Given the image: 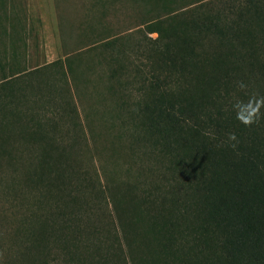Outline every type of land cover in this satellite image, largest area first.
I'll return each mask as SVG.
<instances>
[{"label": "trees", "instance_id": "obj_1", "mask_svg": "<svg viewBox=\"0 0 264 264\" xmlns=\"http://www.w3.org/2000/svg\"><path fill=\"white\" fill-rule=\"evenodd\" d=\"M131 2L142 39L106 37L32 69L15 59L11 35L5 48L14 22L3 12L0 169L26 168L18 188L35 191L38 208L63 195L51 218L30 217L29 261L45 264L42 251L58 244L65 264H264V135L223 106L236 80L264 72V0ZM89 90L98 92L108 126L118 122L108 159L123 152L149 161L137 180L72 182L81 173L63 165L62 139L64 130L85 141L93 132L78 110ZM106 197L115 223H91L84 213L79 225V209Z\"/></svg>", "mask_w": 264, "mask_h": 264}, {"label": "rangeland", "instance_id": "obj_2", "mask_svg": "<svg viewBox=\"0 0 264 264\" xmlns=\"http://www.w3.org/2000/svg\"><path fill=\"white\" fill-rule=\"evenodd\" d=\"M0 6H2L0 8V23L3 22V25H7L3 12L8 14L11 21L14 22L13 32L8 33V38L5 41L6 47L1 44L0 49L3 48L2 46L9 47V35H11L15 39V59L21 68L32 69L57 60H64L66 55L84 50L89 47L91 42L106 37L124 33L134 34L137 36L136 38L141 37V39L144 36L142 32H136V28L133 27L140 9H136L131 0H0ZM123 36L127 38L126 35ZM148 37L154 39L156 36L151 34ZM252 71L244 74L241 77L242 80H239L247 85L245 91L237 88V80L234 82L235 88L229 90V96L226 97L223 105L224 109L230 105L233 109L232 105L238 99L247 101L249 96H264V72L259 69ZM86 76L90 77L94 83L98 80L96 74L91 76L87 74ZM102 85L103 83L99 81L94 86H98L96 89L102 91V89L100 90ZM96 93L92 90L84 92L82 107L78 109L80 120L83 123L89 122L94 133L91 132L90 136L85 134V141L82 134L77 135L72 131L64 130L62 140L66 142L64 154L67 157L65 158L66 162L62 163L81 173L78 179L72 178L73 183L81 185L82 180H86L84 186L87 187L101 186L102 188L107 182L137 180L139 178L138 171L142 166H147L149 161L138 156L129 160V155L125 156L123 152L108 159L110 145L108 146V142L106 143L107 137L119 134L118 122L115 127L108 126L112 122L106 117L107 114L104 118L102 117L105 111L99 106L100 101L99 98H96ZM237 108L243 115L246 110L245 105L239 103ZM260 111L264 114V107ZM85 116L87 117L86 121H84ZM253 125L252 129L256 131L257 135H264V119ZM82 128L84 132L89 133V129L85 125H82ZM71 143H73L72 146H69ZM62 145L64 144L62 143ZM25 170L26 168L23 167L11 175V170L0 169V264L37 263L29 261L32 254L28 239L31 236L29 228H27V226L31 227L29 225L30 217L42 219L45 216H52L53 211L58 210L57 206L61 208V203H59L61 200L59 198L63 196L61 194L56 199H50L47 196V199L50 200L46 205L42 204L38 208V205L33 201V198L37 197L35 191L23 187L20 192L18 187L25 179L22 174ZM69 178L66 177L65 181H62L65 184L64 189L70 187ZM147 181L150 182L149 179ZM13 185L18 191H10ZM122 186L114 185L113 189L121 191ZM98 190L95 188L93 191L96 193ZM108 199V197L103 201L101 199L102 207L95 205L94 209H90L92 205L87 206L89 208L83 206L79 209V216L75 214L74 218L80 220L79 225H82L79 217L83 218L84 213L93 217L94 220L91 223L95 222L96 224L98 219L104 223H109L112 220L115 223V213ZM57 246L58 244H52L48 246L47 250L42 251L41 260L43 263L65 264V258L58 254L57 249L60 245Z\"/></svg>", "mask_w": 264, "mask_h": 264}, {"label": "clouds", "instance_id": "obj_3", "mask_svg": "<svg viewBox=\"0 0 264 264\" xmlns=\"http://www.w3.org/2000/svg\"><path fill=\"white\" fill-rule=\"evenodd\" d=\"M237 88L241 91H245L247 85L243 81L237 82ZM255 97V99H254ZM243 103L245 105V111L243 116L241 115V111L238 110L237 104ZM250 105V106H249ZM264 107V96L256 97V96H249L247 101L237 100L233 105L232 108L236 111V119L244 124L246 127H250L253 124L258 123L261 119H264V114L261 113L260 109ZM230 140H235L236 136L234 133L229 134Z\"/></svg>", "mask_w": 264, "mask_h": 264}]
</instances>
